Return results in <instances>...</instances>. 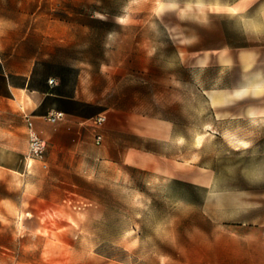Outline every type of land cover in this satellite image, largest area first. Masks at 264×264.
<instances>
[{
  "label": "rangeland",
  "instance_id": "rangeland-1",
  "mask_svg": "<svg viewBox=\"0 0 264 264\" xmlns=\"http://www.w3.org/2000/svg\"><path fill=\"white\" fill-rule=\"evenodd\" d=\"M219 1L0 0L5 50L16 40L83 113L44 121L25 167L23 117L0 107V264H226L237 225L264 238V120L212 103L237 85Z\"/></svg>",
  "mask_w": 264,
  "mask_h": 264
},
{
  "label": "crops",
  "instance_id": "crops-1",
  "mask_svg": "<svg viewBox=\"0 0 264 264\" xmlns=\"http://www.w3.org/2000/svg\"><path fill=\"white\" fill-rule=\"evenodd\" d=\"M226 12V42L225 52L221 53L219 59L226 63V69L237 66V85L231 83L226 89H218L213 93L212 103L226 102V117L231 115L228 105L239 100L245 109V116L264 120V0H222L219 1ZM7 16L4 10H0V17ZM6 31L0 25V107L3 111H13L22 115L32 117L35 128L38 131H48L49 126L45 124L42 116L50 110H62L65 113L63 119L59 120L58 128L68 129L69 117H80L73 112H67L59 107V99L78 100L74 94L60 91L62 81L53 73H45L40 70L38 58L34 55L23 56L16 52L17 41L11 51L5 47L13 42H8ZM45 61H50L44 59ZM26 62V66H24ZM54 78L56 82L49 84L48 79ZM234 82V78H231ZM231 88V89H230ZM244 99V100H243ZM242 101H245L242 103ZM74 108L73 110H78ZM24 129H25V120ZM99 131V129H95ZM101 133V132H100ZM102 134V133H101ZM102 141V140H101ZM2 144V143H1ZM9 147V146H7ZM27 149L25 137L24 147L19 149L22 162L25 167L24 154ZM49 166L54 164V158L46 157ZM10 170L8 165H0V173ZM0 176H2L0 174ZM65 201V199H63ZM83 205L72 204L73 208H84L88 203L82 201ZM68 205V204H67ZM70 206V205H69ZM241 223L236 229L242 232L229 234L232 240L244 241L238 252L230 250L226 253L227 258L239 257L238 260H226V264H264L261 257L264 256V248L251 246L252 241L264 240L262 234L255 238L245 231L246 226ZM255 228V227H254ZM256 239V240H255Z\"/></svg>",
  "mask_w": 264,
  "mask_h": 264
},
{
  "label": "built area",
  "instance_id": "built-area-1",
  "mask_svg": "<svg viewBox=\"0 0 264 264\" xmlns=\"http://www.w3.org/2000/svg\"><path fill=\"white\" fill-rule=\"evenodd\" d=\"M56 80L54 78H49L48 83L54 84ZM65 113L62 110H50L45 113L42 118L48 123H56L59 120L63 119ZM94 127L98 128L105 119V116L102 113L96 114L93 118ZM25 120V132L27 136V149L24 154L25 164L28 165L31 160L42 159L45 151V139L38 131L33 123L32 117L29 115L24 116ZM94 142L99 144L102 140V134L99 131H94Z\"/></svg>",
  "mask_w": 264,
  "mask_h": 264
},
{
  "label": "trees",
  "instance_id": "trees-1",
  "mask_svg": "<svg viewBox=\"0 0 264 264\" xmlns=\"http://www.w3.org/2000/svg\"><path fill=\"white\" fill-rule=\"evenodd\" d=\"M60 81H61V77H60ZM58 101H59L58 105L61 106L62 109L66 110L67 112H70V113L73 112V113H76L78 115L83 116V113H82V111L80 109L82 106H80L79 109L76 110V111L73 110L74 108L71 107V104L75 103L74 100L59 99ZM84 105L85 106H92L91 104H84Z\"/></svg>",
  "mask_w": 264,
  "mask_h": 264
}]
</instances>
